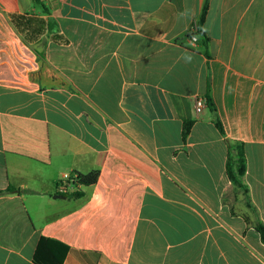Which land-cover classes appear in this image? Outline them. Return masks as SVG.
Returning <instances> with one entry per match:
<instances>
[{"label": "crops", "instance_id": "crops-1", "mask_svg": "<svg viewBox=\"0 0 264 264\" xmlns=\"http://www.w3.org/2000/svg\"><path fill=\"white\" fill-rule=\"evenodd\" d=\"M41 1L49 14L0 0V264H34L41 238L68 246L63 264H264L247 221L264 223V0H208L195 43L206 0ZM10 14L55 21L68 44H27ZM208 85L255 210L227 176ZM92 172L68 192L83 198H54Z\"/></svg>", "mask_w": 264, "mask_h": 264}, {"label": "trees", "instance_id": "trees-1", "mask_svg": "<svg viewBox=\"0 0 264 264\" xmlns=\"http://www.w3.org/2000/svg\"><path fill=\"white\" fill-rule=\"evenodd\" d=\"M35 4L42 6L43 14H49L48 9L42 3L41 0H33ZM208 10V0L204 5L199 26H202ZM10 20L12 25L18 31V33L23 37L27 44H32L42 38L45 34H51V39L58 44H68V40L61 34H59V28L55 21L46 19L42 16L29 15V14H10ZM208 107L211 109L213 114V123L218 129L220 134L225 138V143L228 148L227 161H226V172L233 186L241 191L246 200V204L249 208L254 209L253 204L250 199L249 187L245 183L244 178L247 172V158L245 154L244 144L240 142H233L226 137L222 122L217 114L216 107L213 103L210 87H207L206 94ZM194 125V120L186 121L183 125L182 138L183 142L187 141L188 136ZM99 173L92 172L89 175H78V182L76 183L80 187H89L96 184L98 180ZM8 192H20L15 188L8 189ZM2 194V192H0ZM69 199H81L85 196V192L77 188L73 192L60 194ZM249 224H252L255 230L259 233L261 241L264 244V223L258 219L256 222L251 223L247 219ZM69 252L68 246L65 244L49 239L41 238L34 257V264H63L66 256Z\"/></svg>", "mask_w": 264, "mask_h": 264}, {"label": "built area", "instance_id": "built-area-1", "mask_svg": "<svg viewBox=\"0 0 264 264\" xmlns=\"http://www.w3.org/2000/svg\"><path fill=\"white\" fill-rule=\"evenodd\" d=\"M198 29H199V24L198 22H195L192 25V28L189 32V39L192 43H195L198 41V37H197ZM205 106H206L205 99L198 98L196 100L195 109L197 113H200ZM78 178H79L78 175L65 174L60 183V192L62 194L68 193L71 188H74L75 186H77L76 183L78 182Z\"/></svg>", "mask_w": 264, "mask_h": 264}, {"label": "rangeland", "instance_id": "rangeland-1", "mask_svg": "<svg viewBox=\"0 0 264 264\" xmlns=\"http://www.w3.org/2000/svg\"><path fill=\"white\" fill-rule=\"evenodd\" d=\"M236 193H237V197H236V198L232 197V204H233L234 206L240 204V203H241L240 201L243 200V199L240 197L239 191H236ZM235 207H236L237 210H239L238 206H235Z\"/></svg>", "mask_w": 264, "mask_h": 264}, {"label": "water", "instance_id": "water-1", "mask_svg": "<svg viewBox=\"0 0 264 264\" xmlns=\"http://www.w3.org/2000/svg\"><path fill=\"white\" fill-rule=\"evenodd\" d=\"M54 198H56V199H65L66 197L65 196H61V195H57Z\"/></svg>", "mask_w": 264, "mask_h": 264}]
</instances>
